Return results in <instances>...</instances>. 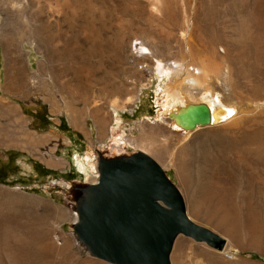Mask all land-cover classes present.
Segmentation results:
<instances>
[{
  "label": "rangeland",
  "instance_id": "rangeland-1",
  "mask_svg": "<svg viewBox=\"0 0 264 264\" xmlns=\"http://www.w3.org/2000/svg\"><path fill=\"white\" fill-rule=\"evenodd\" d=\"M63 4L0 0V134L21 128L48 136L55 130L50 117L83 121L84 109L89 114L104 102L128 103L124 108L134 117L125 119L122 133L132 137L145 127L164 136L151 147L167 154L159 162L181 189L189 216L234 248L221 258L204 243L179 238L172 263L264 264V0H69L65 10ZM135 40L166 64L197 65L198 56L207 55L214 65L209 94L238 108L230 120L236 128L228 121L232 127L226 122L188 133L165 116L160 126L170 75L154 71L149 86L139 66L152 65V55L134 58ZM52 141L30 153L0 148V177L13 174L0 182V264H107L75 244L64 179L71 172V180H86V174L76 146L56 153ZM131 143L114 151H136ZM80 160L91 175L85 154ZM35 162L56 174L38 177Z\"/></svg>",
  "mask_w": 264,
  "mask_h": 264
},
{
  "label": "water",
  "instance_id": "water-1",
  "mask_svg": "<svg viewBox=\"0 0 264 264\" xmlns=\"http://www.w3.org/2000/svg\"><path fill=\"white\" fill-rule=\"evenodd\" d=\"M230 115L205 102L164 112L184 132L220 124ZM87 154L95 180L64 179L63 187L74 215L71 234L84 256L107 264H173L179 238L225 249L226 239L189 216L181 189L149 152L113 154L95 146Z\"/></svg>",
  "mask_w": 264,
  "mask_h": 264
},
{
  "label": "crops",
  "instance_id": "crops-1",
  "mask_svg": "<svg viewBox=\"0 0 264 264\" xmlns=\"http://www.w3.org/2000/svg\"><path fill=\"white\" fill-rule=\"evenodd\" d=\"M2 57L5 67V55H2ZM9 92H12V90L9 89ZM121 104L122 103L118 101H111L104 102L96 106L94 105V107L89 108V114H87V111H85L86 109H84L83 121H77L75 119L69 120L67 118L62 120L61 118L57 119L50 117L49 120L53 122L55 130L54 133H51L48 136L47 134L44 136L43 133H39L37 130H24L21 128L17 131L14 129L13 131H10L6 134H0V148L4 149L5 151L30 153L40 148L44 139H49L50 141L54 140V142L56 140V153L59 151L63 154H68L70 149L76 146L77 152L75 153V156L81 157L82 154H86L88 150L94 148L95 146L107 147L108 142L111 140V136H113L115 133L122 132V125L124 124L125 119L129 120L134 117L132 110L118 108L121 106ZM127 106L128 103L125 105V107ZM9 108L10 111L14 112L17 116L15 121L18 120L20 122L22 118L18 116V104L12 103L9 105ZM163 121L164 120L159 121L160 126L166 124V122ZM11 122L14 123L13 121ZM112 124L113 126H111ZM109 126H111L110 129ZM141 128L144 130V133L146 132L145 134H148L150 138L146 137L147 135L144 133H141ZM141 128L139 129L140 133L132 137L125 135V132L123 131V136L126 138V140L132 141V143L134 142L135 144V148H131L129 150L134 149L137 151L139 149H143L151 153L158 161L163 162L167 154L164 153L161 147L152 148L151 146L153 144L164 143V136L157 134V132L154 130H148L145 127ZM139 137L141 140L138 139ZM63 139H66L67 143ZM119 150L120 149H117V151ZM62 158L65 159L67 157L63 155ZM59 164L60 163L58 162L52 163L51 165L53 168L51 169H55L57 166H59Z\"/></svg>",
  "mask_w": 264,
  "mask_h": 264
},
{
  "label": "bare ground",
  "instance_id": "bare-ground-1",
  "mask_svg": "<svg viewBox=\"0 0 264 264\" xmlns=\"http://www.w3.org/2000/svg\"><path fill=\"white\" fill-rule=\"evenodd\" d=\"M63 1H64L63 10L68 9L69 8V0H63ZM161 1L162 0H154V3L156 5H159L161 3ZM156 8H158V6ZM190 37H191V33L187 36V40H185L187 43L189 42ZM189 43H191V42H189ZM189 43H188V46L190 45ZM188 48H190V47H188ZM140 49H141V53L146 54L148 52L150 55H152L151 49L147 45H145V43H143V45H141V48ZM189 53L191 54L192 52L190 51ZM144 56H145L144 58H147V59L150 57V56L148 57L147 55H144ZM210 60L211 59H209L207 57V55L200 54L198 56V58H197V62H198V63H196L197 65H195V64L193 65V64L187 63V61L185 62V60L184 61H174V62H172L170 64H166L163 61L155 58L152 55V57H151V64H152L151 67L156 72V74H158L160 76H162V75L164 76V74L169 73V75H170V83L167 85L166 92H165L166 93V95H165V103L166 104L165 103L164 104L162 103L163 104V107H162L163 108L162 115H161V117L157 116L158 117V120H161V119L164 120V118H163L164 117V112L165 113L170 112L171 110L175 109V107L177 105L179 106V105H182V104L183 105H186V104H189V103H200V102L207 103L211 108H214V107L215 108H217V107H224V108L228 109L229 112L232 113V115H230L229 117H227L220 124H224L226 122L228 123V121L233 120V118L236 117V115L238 114V108L229 105L230 103L229 104H226L224 102L220 103L218 101H215L211 97V94H212L211 91L212 90L210 89L211 88L210 87V81L212 80L211 79V75H212V73L214 71L213 70V66L214 65L212 64V61H210ZM147 86L148 85H142L141 88H140V90L141 89H146ZM209 93H211V94H209ZM160 98H162V97H160ZM137 99H138L137 97L134 98L133 99V102L134 101H137ZM121 107L124 108L125 106H122L121 105ZM237 119L238 118H236V120ZM236 122L234 121L233 124H232V122L230 121L229 123H231L233 125V127H234L235 125H237ZM155 123H156V121H155ZM167 123H169V121ZM229 123H228V125H230ZM234 123H236V124L234 125ZM113 124L111 126H113ZM220 124H214L212 126L217 125V127H218V125L220 126ZM111 126H109V129H110ZM226 126H224V128ZM230 127H232V126L230 125ZM234 128H236V126ZM257 129H259V128H257ZM131 133H133V131ZM141 133H144V130L143 129H142ZM123 134H124V132L123 133L122 132H118V133H115L113 136H111V141H112V144L113 145H112V147H111L110 150L112 151L113 154L117 153L116 151H114V149L116 147H118L120 144H126V138L123 136ZM145 135H147L146 137H149L148 134H145ZM251 136H253V135H251ZM138 139H140V137ZM247 142H248V140H247ZM257 142H258V140H257ZM252 144H255V143H252ZM85 159L89 163L90 160H91L90 155L88 154L85 157ZM77 161L81 165V170L86 174V178H85L86 181L87 180H90L91 178H93L88 173L86 165L83 162H81L80 157H78ZM226 242H227V244H226L225 249L223 251H219V252L217 251L216 255L218 257L226 258V257H228L229 254L232 253V251H233L232 249H234V248L232 247V244H231L230 240L226 239Z\"/></svg>",
  "mask_w": 264,
  "mask_h": 264
},
{
  "label": "built area",
  "instance_id": "built-area-1",
  "mask_svg": "<svg viewBox=\"0 0 264 264\" xmlns=\"http://www.w3.org/2000/svg\"><path fill=\"white\" fill-rule=\"evenodd\" d=\"M141 45H143V42L139 40H135L132 43L131 49L133 51L134 58H141L144 55H147V56L150 55L148 52L146 54L141 53V49H140ZM139 67H140V70L145 73V79L147 81V84L149 86H152L155 82V77H154V70L152 69L151 65L146 62V63L141 64Z\"/></svg>",
  "mask_w": 264,
  "mask_h": 264
},
{
  "label": "trees",
  "instance_id": "trees-1",
  "mask_svg": "<svg viewBox=\"0 0 264 264\" xmlns=\"http://www.w3.org/2000/svg\"><path fill=\"white\" fill-rule=\"evenodd\" d=\"M34 165H35L34 171L37 173L38 177H40L39 176L40 171L43 172V174L41 175V177L43 178L56 174L53 170L46 168L41 163L35 162ZM12 175L13 174H7L4 177H0V182L6 183L7 179Z\"/></svg>",
  "mask_w": 264,
  "mask_h": 264
},
{
  "label": "flooded vegetation",
  "instance_id": "flooded-vegetation-1",
  "mask_svg": "<svg viewBox=\"0 0 264 264\" xmlns=\"http://www.w3.org/2000/svg\"><path fill=\"white\" fill-rule=\"evenodd\" d=\"M66 179H68V180L73 179L72 176H71V172H70L69 174L66 175Z\"/></svg>",
  "mask_w": 264,
  "mask_h": 264
}]
</instances>
